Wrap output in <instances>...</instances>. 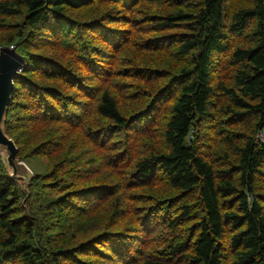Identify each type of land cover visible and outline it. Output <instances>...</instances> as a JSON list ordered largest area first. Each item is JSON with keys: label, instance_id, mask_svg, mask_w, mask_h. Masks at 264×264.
<instances>
[{"label": "trees", "instance_id": "trees-1", "mask_svg": "<svg viewBox=\"0 0 264 264\" xmlns=\"http://www.w3.org/2000/svg\"><path fill=\"white\" fill-rule=\"evenodd\" d=\"M11 45L0 264H264V0H0Z\"/></svg>", "mask_w": 264, "mask_h": 264}, {"label": "water", "instance_id": "water-1", "mask_svg": "<svg viewBox=\"0 0 264 264\" xmlns=\"http://www.w3.org/2000/svg\"><path fill=\"white\" fill-rule=\"evenodd\" d=\"M12 47V49L9 46L0 47V147L5 148L6 156L1 152L0 154L11 174L17 179L23 180V185L27 188L32 173L23 176V178L16 173L15 163L19 158L18 147L15 140L7 134L5 129L6 114L15 86L14 79L20 74L23 65V60L16 52V46ZM10 165L13 166L12 171Z\"/></svg>", "mask_w": 264, "mask_h": 264}, {"label": "rangeland", "instance_id": "rangeland-1", "mask_svg": "<svg viewBox=\"0 0 264 264\" xmlns=\"http://www.w3.org/2000/svg\"><path fill=\"white\" fill-rule=\"evenodd\" d=\"M13 45H11V46H9V48H13L12 47ZM1 47V46H0ZM3 47H7V46H3ZM18 54V53H17ZM19 55V54H18ZM20 56V55H19ZM20 58H21V56H20ZM21 60H23L22 58H21ZM23 64H24V61H23ZM23 66V65H22ZM15 140V139H14ZM16 145H17V143H16ZM17 147H18V145H17ZM0 152L4 155V156H6V150H5V148H3V147H0ZM18 153H19V147H18ZM6 158V157H5ZM11 167H10V169H11V171L13 170V166L12 165H10ZM15 167H16V173H18V175L21 177V178H23V176H25V175H28L29 173H32L33 172V170H32V168H31V165H29L24 159H22V158H20V155H19V158H18V160L16 161V163H15ZM15 173V172H14ZM23 181V180H22Z\"/></svg>", "mask_w": 264, "mask_h": 264}]
</instances>
